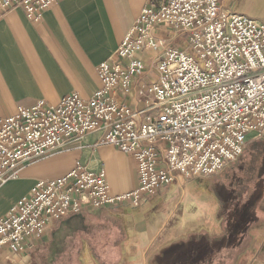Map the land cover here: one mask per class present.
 I'll return each mask as SVG.
<instances>
[{
    "label": "built area",
    "instance_id": "1",
    "mask_svg": "<svg viewBox=\"0 0 264 264\" xmlns=\"http://www.w3.org/2000/svg\"><path fill=\"white\" fill-rule=\"evenodd\" d=\"M61 0H0V18L15 9L39 23ZM187 35L177 49L157 28ZM152 52L155 79L136 88L139 109L124 100ZM96 72L101 87L58 105L38 101L0 118V187L18 168L103 131L98 145L131 157L137 186L113 195L104 169L76 163L63 177L38 181L0 217V253L39 245L51 221L82 209L136 208L176 176L206 178L242 154L248 136H264V25L220 10L218 0H147L117 50Z\"/></svg>",
    "mask_w": 264,
    "mask_h": 264
},
{
    "label": "crops",
    "instance_id": "2",
    "mask_svg": "<svg viewBox=\"0 0 264 264\" xmlns=\"http://www.w3.org/2000/svg\"><path fill=\"white\" fill-rule=\"evenodd\" d=\"M145 4L146 0H61L44 12L39 23L29 21L21 9L12 10L2 16L0 118L13 116L18 108H30L38 101L56 106L69 94L88 100L101 87L96 68L117 50ZM219 5L222 10H238L235 13L264 23V0H219ZM156 35L160 36L162 32L157 30ZM148 57L149 54L143 55L145 61ZM151 80L145 74L136 81L131 94L124 98L128 105L135 108L141 105L136 88ZM102 138L103 131L90 133L53 155L23 166L17 180L0 188V217L36 181L64 176L76 163L85 165L90 170L103 168L113 195L125 194L135 189V162L112 146L98 145ZM181 180L176 177V185H172V191L168 186L156 192V196H145L136 208L120 206L110 209H83L78 214L88 218L98 215L106 217L109 228L106 226L104 231L107 237H118L115 234L116 231H121V223L127 227L129 225L133 248L124 250L126 259L123 263L145 264L148 258L159 255L167 247V243L173 244L176 239L205 228L208 220L220 222L217 207L223 204L208 200L205 191H199L196 198L194 182H199L200 179L191 180L185 186L186 198L181 200L175 210L168 206L169 212L166 216L160 211L156 212L163 202H167L163 199L164 192L170 190L171 194L175 193L176 187L183 185ZM238 204L231 206L240 208ZM261 204L254 207L251 217L249 214L245 215L248 219L247 225L249 222H264V202L262 206ZM237 212L242 214L240 210ZM143 216H146V226L141 221ZM67 217L73 218L74 214ZM172 218L176 220L175 226L168 228L169 233L165 237L170 238V242L163 243L161 234ZM58 221L51 222L50 227H54ZM242 222L241 216L236 222L233 218L231 221L238 229L242 227ZM114 223L118 227L113 228ZM249 227H242L245 230L242 232L237 229L231 236L233 241L236 239L235 247L242 248L234 264H264V246L254 251L247 263H238L239 258L249 251L244 247L246 238L252 237L246 232ZM261 229H264V223L252 227L251 230ZM203 263L223 264L216 259Z\"/></svg>",
    "mask_w": 264,
    "mask_h": 264
},
{
    "label": "rangeland",
    "instance_id": "3",
    "mask_svg": "<svg viewBox=\"0 0 264 264\" xmlns=\"http://www.w3.org/2000/svg\"><path fill=\"white\" fill-rule=\"evenodd\" d=\"M218 5H219V0H218ZM220 10L222 9L220 8ZM223 11L227 13L237 14L235 12H237L238 10H234V12L229 11V10H223ZM237 15L247 17L248 19L253 20L256 23L264 25V23H261L249 16L242 15V14H237ZM157 30L161 31L162 35L160 36L156 35V37L166 40L169 46L173 48H177V49L187 48L188 46L187 45V35L179 33L175 37H172V35L165 32L163 28L159 27L157 28ZM146 54H149V57L145 61L143 58V55L145 56ZM154 56L155 54L152 52L144 53L141 55V59L143 60V63H144L143 74L139 77H136L133 80L132 85H131L132 88L136 84V81L139 80L141 77H143L145 74H147L149 78L151 77L152 80L149 83L143 84L141 86L148 85L154 81L155 76L152 73L153 66H152V61H151V59ZM139 101H140V104H142L141 98H139ZM140 106L137 108L132 107V109L134 110L139 109ZM248 147L250 150H254V151H258L259 149L264 150V136L257 137L255 134L249 135L247 144L244 150ZM244 150L242 154L240 155V157L244 154ZM57 152L48 154L42 157L41 159L48 157L50 155H53ZM240 157H238L234 162L227 164L220 172L212 176L206 177V178L193 177L189 179H184V178L179 177L182 179L181 181L183 185L181 184L180 186H177L176 192L171 194L169 191L170 190L172 191L173 186L176 185V178H175L174 182L171 185H169L171 189L167 192H164L163 199L166 200L167 202H163V204L159 206V208L157 209L158 211L156 212L160 211L161 213H163V215L166 216L167 213L169 212L167 208L168 206H170L172 209L175 210L177 208V205L181 202V200H184L186 198V196L184 195L185 186L188 183H190L191 180L195 181V179H200L199 182H194L195 183L194 190H195L196 198H198L197 195L199 191H205V194L208 200L216 201L218 202V204L222 203L223 204L222 206L217 207V210H219V215H218L219 220L218 221L220 222H214V221L208 220V222L205 224V228L203 229L201 228L199 229V231L195 230L193 233L187 235L186 237L182 236L181 238L176 239L174 241L175 243L170 244L171 243L169 241L170 238L168 239L165 237L169 233L167 231L168 228L170 227L172 228L173 226H175L176 220L172 218L171 219L172 221H170L167 224V227H165L164 231L161 234L162 235L161 240L163 241V243H167V242H170V243L166 244L167 247H164L159 255H156V257L154 258H151V257L148 258L145 264H154V263L168 264V261L165 259L167 257H170L171 253L173 254L175 250L177 249L179 250L180 248L186 249L184 247V241L187 240V238L191 239L192 243H195L200 247H207L205 243L208 240L211 243L210 246L212 247L213 250H215V253L218 254L219 257H214L213 259L212 257L194 256V258L190 259V258H187V256L185 257L176 256L174 258L178 260V264H180L181 262L182 264H204L203 262L207 260H210L212 262L215 260V258L217 262L220 260L223 262L225 259H221V258H223V256L224 258L226 257L225 253L227 251V248L231 245V242H232L231 236H233L237 232V229H238L236 225L233 224L234 222L231 223L232 218L235 219V222H236L239 216H241V220L243 221L241 225L242 227L250 226L248 228V231L246 232H249L248 234H251L252 237L246 238V241H245L246 246L244 247H247L249 251L245 252V255L239 258L238 263H247V260H249V258L253 256L254 251H256L257 249H262V247L264 246V229H261L259 231L258 230L255 231L251 229L252 227H256L257 225L263 224L264 222H256V223L249 222L248 223L249 225H247L248 219H247V216L245 215L246 214L252 215L253 214L252 211H254V207L258 204H261V203L263 204L264 202V160L260 164V167L257 170L253 171V173L256 171L254 174H256L258 177L256 179V182L253 184V186L250 187L252 190V193L249 194V196L248 195L246 196L245 189L242 185L243 183L239 179L241 176L240 174H238V173H241V170L239 168L240 161H241ZM33 162L35 161L22 164L17 169L18 170L17 177L14 180L6 182L5 184L17 180L20 169L23 166L33 163ZM252 164H253L252 166H255L257 168L258 165H255L254 162ZM99 169H103V168H99ZM50 180H54V179H50ZM39 181H48V180H39ZM5 184H3L1 187H3ZM162 189L163 188L159 190H162ZM159 190H157L156 192H158ZM156 192L152 194L151 196H156L157 194ZM257 194H259L260 197L258 199H255ZM157 198H161V196H157ZM238 202L240 204H238ZM234 204L240 205V208L232 207L231 205H234ZM239 210L241 211L242 214L237 212ZM155 214H158V213H155ZM143 217L144 218L141 221L142 222L144 221L145 226H146V219H145L146 216H143ZM105 218L106 217H104L103 215H98V216H93V217L90 216V218H88L86 217V215L76 213V215L74 214L73 218L66 216L62 219H59V221L56 223L54 227H50L51 222H53L51 221L48 229L46 230L45 237L39 245L30 248L23 254H14L9 251H3L2 253H0V264H112L114 261H111L110 263H108V261H104L102 259V258H105V255L109 256L110 254L114 255V258H115L114 260H117L115 264H129L130 262L128 263H123V262H124V259H126V253L124 252V250L126 251L129 248L132 250L133 248L132 241L130 240L131 238L130 235H132V230L128 228L130 226L128 225L127 227V225H124L123 223H121V226L119 225V228L121 229V231H116V234H115L118 236L116 244L115 243L112 244L110 241L111 237L106 238V235H105L104 230L106 226L109 228V225H107V220ZM226 219H227V222H226ZM112 226H114L113 228L118 227L117 223H114ZM242 227H239L240 229H238L240 230V232L245 231ZM221 234L223 236L228 237L227 238L228 241L225 242L226 244L224 243L221 244L220 242H217ZM184 238L186 239L183 240ZM178 245H181V246L178 247ZM232 254H230V256ZM228 255H229V252H228ZM156 258H158V260H156ZM225 262L226 263L224 264H231V261L229 258L226 259Z\"/></svg>",
    "mask_w": 264,
    "mask_h": 264
},
{
    "label": "trees",
    "instance_id": "4",
    "mask_svg": "<svg viewBox=\"0 0 264 264\" xmlns=\"http://www.w3.org/2000/svg\"><path fill=\"white\" fill-rule=\"evenodd\" d=\"M240 160L241 161H240L239 168L241 170V173H238V174H240L241 177L239 179L243 183L242 185L245 189V195L249 196V194L252 193V190L250 187L253 186V184L256 182V179L258 177L256 174H254L256 171L254 173H253V171L257 170L260 167V164L262 163V161L264 160V150L259 149L258 151H254V150H250L248 147L244 150V154L240 157ZM253 162L255 163V165H258L257 168L255 166H252ZM110 241L112 244L116 243L117 237L112 236ZM201 248H203V247H201ZM206 252H207V255L205 257H212L213 259H214V257H219L218 254H216L215 250H213V249L211 251H206ZM100 256H102V255H100ZM198 256L202 257V254L198 253ZM102 259L104 261H108V263H110L111 261H114L112 264H115V262L117 261V260H114L115 258H114V255H112V254H110L109 256L105 255V258H102ZM116 259H117V257H116ZM220 261H218V262H220ZM207 262H208V260H207Z\"/></svg>",
    "mask_w": 264,
    "mask_h": 264
},
{
    "label": "flooded vegetation",
    "instance_id": "5",
    "mask_svg": "<svg viewBox=\"0 0 264 264\" xmlns=\"http://www.w3.org/2000/svg\"><path fill=\"white\" fill-rule=\"evenodd\" d=\"M259 197H260V195L257 194L256 197H255V199H258ZM255 218L258 219L257 216H255ZM234 240L235 241L232 240L231 245L227 248V251L225 253L226 254V257L225 258H224V256H223V258L220 257L221 259H225V260L229 258L230 261H231V264H234L235 259H236V256L238 255V252L241 251V249H242V248L238 249V248L235 247L236 246V239H234ZM226 241H228L227 237L226 236H223L221 234V236L219 237V239H218L217 242H220L221 244L222 243L226 244L225 243ZM205 244H206L207 247L201 248L197 244L192 243V240L191 239H187V240L184 241V247L186 249H184V248L181 249L180 248L179 250L178 249L175 250L173 252V254L171 253L170 254V257H167L165 260L168 261V264L169 263L170 264H178V260L174 258L176 256H183V257L187 256V258L192 259V258H194V256H198V253H201L202 254V257H205L207 255V252L206 251H211L212 250V247L210 246L211 243L208 240L206 241ZM180 246L181 245H178V247H180ZM228 252H229V255H228ZM230 254H232V255L230 256ZM225 260L223 261V264L226 263ZM180 264H182V262Z\"/></svg>",
    "mask_w": 264,
    "mask_h": 264
}]
</instances>
